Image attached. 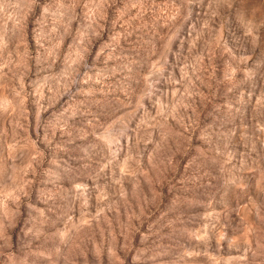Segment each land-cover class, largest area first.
I'll return each instance as SVG.
<instances>
[{
    "label": "rangeland",
    "instance_id": "rangeland-1",
    "mask_svg": "<svg viewBox=\"0 0 264 264\" xmlns=\"http://www.w3.org/2000/svg\"><path fill=\"white\" fill-rule=\"evenodd\" d=\"M0 264H264V0H0Z\"/></svg>",
    "mask_w": 264,
    "mask_h": 264
}]
</instances>
